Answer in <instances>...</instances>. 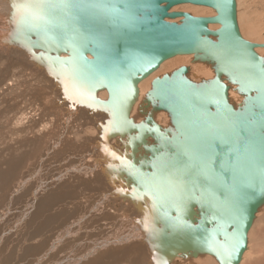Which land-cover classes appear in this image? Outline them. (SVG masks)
<instances>
[{
  "label": "water",
  "instance_id": "1",
  "mask_svg": "<svg viewBox=\"0 0 264 264\" xmlns=\"http://www.w3.org/2000/svg\"><path fill=\"white\" fill-rule=\"evenodd\" d=\"M8 1L0 18L5 30L75 84L77 95L96 100L105 89L113 132L132 135L131 155L140 146L149 153L119 157L117 171L127 186L118 188L120 199L136 204L135 229L159 224L151 234V263L171 264L190 252L238 264L264 204V54L255 50L264 43L241 35L236 0ZM186 3L215 14L171 11ZM178 54L211 63L214 76L194 82L188 67L179 66L154 77L147 103L169 114L172 130L149 114L135 123L129 115L138 83ZM231 84L241 101L230 100ZM149 138L154 142L147 144Z\"/></svg>",
  "mask_w": 264,
  "mask_h": 264
},
{
  "label": "bare ground",
  "instance_id": "2",
  "mask_svg": "<svg viewBox=\"0 0 264 264\" xmlns=\"http://www.w3.org/2000/svg\"><path fill=\"white\" fill-rule=\"evenodd\" d=\"M240 2L241 0H236L237 19ZM260 6L261 13L257 19L244 20V24L250 29L249 35L255 37L258 44L264 43V35L258 37L259 32L264 34V2ZM8 9L9 1L0 0V18L6 15ZM21 9L20 6L17 10L21 12ZM194 10L206 13V16L215 14L213 9L202 5L186 3L171 8V11L188 12L192 13L191 15ZM13 16H16L15 11ZM177 19L180 20V17ZM211 25H215L214 29L219 27L218 24H210L209 29L212 28ZM6 26L0 19V202H4L1 204L3 208L0 209V234L9 230V227L16 226L15 222H21V226L6 235L16 237L19 229L30 222L34 223L30 229L27 227L21 243L24 246L22 259L26 264H92L101 258L103 259L96 264H152L154 243L151 234L153 228L159 227V224L153 220L155 225H148L149 232L139 231L133 225L132 215L118 218L133 206H125L124 209L114 206V209H111L109 206L113 205L108 202L109 206L104 207L105 194L100 190H104L108 185L110 189V184L114 181L121 183L124 186L122 188L127 187L123 182L124 175L117 171L120 162L118 158H134L135 154H128L123 147L120 148L123 143L117 146L108 140L116 133L111 126V111L104 105L107 91L98 90L95 94L96 100H89L87 97L84 99L83 95H77L75 84L52 72L49 64L37 62L34 52H28L20 41L12 36L14 34L11 35L5 30ZM259 27L261 29L258 30ZM242 35L246 40L253 41L250 36ZM255 50L260 55L264 54V47H256ZM194 61L192 54H178L164 60L157 70L173 68V71L179 66H187L188 71L193 69L202 74L214 71L211 63ZM155 71L138 83V96L129 116L138 123L149 114L155 123L172 130L166 111H158L153 105L147 108L151 103L145 105L147 93L151 88V77ZM50 80H55L54 86L63 92L61 102L67 103L69 100L66 109L52 111L48 117H44V109L36 114L20 116L21 109H17L15 104L13 107L11 103L16 102L18 97L16 90L21 96L25 95L24 93L31 95L32 102L51 103L55 88L49 83ZM13 83H16L15 87ZM9 93H14L15 99ZM9 95L11 98L7 97ZM229 98L231 101H241L243 94L231 84ZM99 100L101 101L96 102ZM62 111L66 113L64 118L61 117ZM72 115H75V120ZM95 134L97 138L93 137ZM131 136L127 135L128 140ZM151 139L149 138L147 143ZM111 176H114V180ZM92 191L100 192L95 195L91 194ZM117 194L112 191L113 197ZM117 196L121 198V195ZM129 203H134L132 198ZM133 208L136 209V204ZM129 213L134 211L129 210ZM113 214L117 218L112 217ZM110 219H113V222L108 223ZM87 222L92 225L93 230H98L95 238L81 236L74 245L70 244L67 238H62L66 247L54 254L56 238L62 234L70 238L73 230L78 235L81 227H87L84 224ZM106 222L107 225H104ZM111 224L113 226L109 227ZM31 240L34 242L29 243ZM123 242L124 244H119ZM107 247L115 249L109 250ZM45 248L48 250L44 251ZM59 248L60 246L57 247L58 250ZM191 255L197 256L192 253ZM10 256L6 255V252H0V258ZM27 258L30 259L29 262ZM212 258L216 259L214 256ZM213 259L200 255L191 264H212ZM260 259L264 264L262 256ZM252 264L262 263L254 261Z\"/></svg>",
  "mask_w": 264,
  "mask_h": 264
},
{
  "label": "rangeland",
  "instance_id": "3",
  "mask_svg": "<svg viewBox=\"0 0 264 264\" xmlns=\"http://www.w3.org/2000/svg\"><path fill=\"white\" fill-rule=\"evenodd\" d=\"M263 2H264V0H241V2H240L241 3V8H239V16H238L239 18L237 19V23L239 25L238 27H239L241 35L244 34L245 36H250L249 35L250 33H248L249 32L248 30H250V29H249L247 24H244V20H246V19H253V20L257 19L259 17V14L261 13V10H260L259 7H261L260 5ZM189 9H191V8H189ZM200 12L201 11L194 10L193 16H206L205 15L206 13H203V12L200 13ZM190 14H192V13H190ZM173 21L178 22L179 19L176 20V18H174ZM211 27H212L211 29H214L215 25H211ZM247 27H248V29H247ZM257 29L259 30V29H261V27H259ZM262 30H264V29H262ZM262 33H263L262 31L259 32L258 37L259 36L262 37L264 35ZM250 39L253 40L254 42L257 41V39L255 37H253L252 35L250 36ZM194 62H196V60ZM161 69H162V71H161ZM161 69L155 71V73H153V76L151 78L153 79L154 77H159V76H161V75H163L165 73H170L173 68H170V69L161 68ZM187 76L194 82H201L202 80L203 81H207V80L211 79L214 76V71L213 72H205L204 74H202V72H197V71L191 69V70L188 71ZM15 78L16 79H20V77H18V76H15ZM151 78H150V81H151ZM150 81H149V83H150ZM54 82H55V80H50L49 81V83H51L53 86H54ZM15 84L16 83H13L14 87L16 86ZM54 88H55V91H53V100H52L51 103L49 102L47 104H41L40 102H36V101L32 102L31 95H28V93H24L25 95L21 96L19 94L18 90H16L17 94H18L17 99L14 98V97H16V95L14 93H9L17 102L16 103L15 101L14 102L11 101V103L13 104V107H14V104H15L17 109H21V115L20 116H23L24 114H28V113L36 114V113H39L41 111V109H44V117H48L49 113H51L52 111L59 112L58 109H61V108H63V110H65L66 107L68 106V102H69V100L67 101V103L61 102V100H62L61 96H63V94H62L63 92L59 88H56V86H54ZM9 91H11V90H9ZM10 95L7 96V97L11 98ZM100 101L101 100L96 101V102H100ZM232 101L235 102V103L238 102V100H235V99H233ZM145 103H146L145 105L149 104V103H147V100H146ZM151 105L152 104L147 106V108H149ZM34 109H36L35 112H34ZM65 114L66 113L64 111H62V116L61 117L64 118ZM12 115H14V114H12ZM72 116H73V118L75 120L76 119L75 115H72ZM46 120H47V118H46ZM142 121H144V119L140 120L139 122H142ZM22 122H24V121H22ZM127 135L128 134H126L124 136H120L118 134H112L108 138V140L111 141L112 145H117L118 146L119 143H123V144L120 145V148L123 147L124 150L127 151L128 154H130L131 150H130V147H129V140L127 138ZM93 137L97 138V135L95 134ZM153 142H154V139L152 138L147 144H151ZM144 154L148 155L149 153L145 150L144 146H140L138 148L137 152L134 154V158L128 157V156H126V157H127V159L139 160V158H142ZM111 177H112V180H114L113 179L114 176H111ZM110 185H111V188H110L111 190L108 187L109 185L104 187V190H100V191H103V193L105 194L104 207L105 206H109L111 204L113 205V206H109V208H111V209H114V206H117V208L121 206L123 209H124L125 206L127 208L129 206H133V207L135 206V203H133V204L129 203L131 198L127 197L128 201H123L122 202V200H120V196H117V195H119L118 188L120 189V188L124 187L123 185H121V183L114 181L113 184L111 183ZM100 191H97V192L96 191H92L91 194L97 195L98 192H100ZM112 191H115L118 194L113 197ZM3 198H5V197L3 196ZM108 202H109V205H108ZM3 203L4 202H0V209L3 208L1 206V204H3ZM133 207L130 208L129 210H133L135 212V208H133ZM129 210H128V212L126 211V212H123V214H120V216H118V218H120L121 216H124V217L127 218L129 215H131V213H129ZM112 217L117 218V216L114 215V214L112 215ZM111 222H113V219H110V221L108 223H111ZM20 223L21 222H15L14 224H17L16 226L9 227L8 228L9 230H7V231L4 230L0 234V252H2V253L6 252V255L7 254L11 255L10 257L0 258V264H24L26 262V261H23V259H22V252H23V247H24L23 244H21L22 243V238L26 235L24 233L27 231V227H29L28 229H30L31 225H33L34 223L32 224L30 222V223L27 224L28 226L26 225L22 229H19L20 232L17 233L18 235L16 237H12L11 238L9 236H6V235H8L7 233L9 231L12 232V230L14 228H16L17 226H19ZM84 224H86L87 227L85 229L81 227L80 228V232H79L78 235L73 230L70 238L64 236L63 234H62V236L56 238V240H55L56 242L54 243V244H56V251H55L54 254H57L60 250L62 251L66 247V246L63 245V241L64 240H62V238H67L68 241L70 242V244L74 245L75 242L78 241V238L81 237V236L88 237V238H95L97 236L96 232L98 230H93L92 229V225H90L89 222L84 223ZM104 225H107V222L104 223ZM112 226H113V224H111L109 227H112ZM106 227H108V226H105V228ZM1 228H2V226H1ZM96 229H97V227H96ZM84 231H86V233H84ZM247 238H248V242H247V245H248L247 247L248 248H247V250L245 252V255H244L243 259L238 264H252V263H254V261L256 263L258 262V263H262L263 264V262H261L262 260L260 259V257L262 256V259L264 261V204H262L259 207L257 213L255 214V217H254L252 226H251V228H250V230L248 232V237ZM32 242H34V240L29 241V243H32ZM119 244H124V242L123 243H119ZM6 245H8V247ZM59 246H60V248L58 250L57 247H59ZM107 248L109 250L110 249H115V248H111V247H107ZM51 249H53V246L51 247ZM46 250H48V248H45L44 251H46ZM34 251H36V250H34ZM127 251H129V250H127ZM200 255L207 256L210 259H213L212 256H210L209 254H200L199 253L195 257H193L191 255V253L190 254L189 253H187V254H177L174 257V259L171 262V264H191V263H194V261L197 260ZM29 257H31V256H29ZM28 258L26 259L27 262H29V260H30ZM102 259L103 258L98 259L97 261H94L92 264H96L97 262L101 261ZM259 259H260V261H259ZM212 264H219V263L215 259L214 262L212 261Z\"/></svg>",
  "mask_w": 264,
  "mask_h": 264
}]
</instances>
